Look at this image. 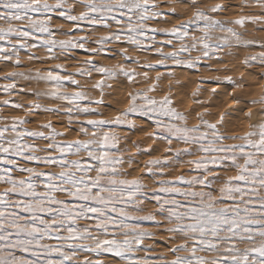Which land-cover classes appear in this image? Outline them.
<instances>
[{"label": "snow or ice", "instance_id": "6c2138e0", "mask_svg": "<svg viewBox=\"0 0 264 264\" xmlns=\"http://www.w3.org/2000/svg\"><path fill=\"white\" fill-rule=\"evenodd\" d=\"M174 4L193 9L191 17L182 19L175 6L161 12L157 0H0V61L21 66V50L28 52L29 61L41 63L75 59L76 50L89 54L73 72L58 63L3 76L8 83L0 91L9 97L18 89L17 78L45 88L29 89L38 99L28 105L0 100V111L11 106L25 114L0 116V264H264V120L250 124L242 136L227 135L221 128L230 112L216 123L198 114L199 122L189 126L172 96L149 95L165 76L160 68L171 78L169 62L197 69L203 58L219 62L218 53L226 47L264 49V40H245L237 31L248 25L264 31V0H244L239 7L260 11L230 21L216 18L232 7L227 3L206 8L202 0ZM168 16L180 22L170 28L152 26L170 23ZM57 18H62L60 26ZM63 22L70 25L67 31ZM101 30L103 35L90 39ZM158 32L165 39L157 40ZM114 43L154 53L155 63H141L127 54V47L117 53L108 47ZM166 47L172 50L165 52ZM41 48L43 57L33 52ZM192 52L200 55L193 58ZM109 53L135 67L123 62L108 67L94 59ZM243 63L264 66V50ZM149 71L156 76L150 77ZM94 74L100 79L89 89L81 79L92 80ZM121 76L129 83H140L137 77L142 76L148 86L129 92L128 106L105 118L98 111L105 87H111L105 81ZM225 81L241 86L231 76ZM94 90L99 99L89 94ZM41 98L53 106L40 103ZM250 103L264 105V95ZM41 113L63 117L66 131H57L52 120L38 129L24 127L29 117ZM138 117L150 122L154 131L149 138L164 149L154 156L157 148L133 142L137 155L150 158L140 176L128 178L125 165L132 168L138 162L125 155L129 149L120 141L128 137L116 129L142 131ZM72 133L76 139H68ZM178 168L186 171L173 177L171 170ZM145 173L154 187L145 183ZM159 235L167 237L166 252L153 257Z\"/></svg>", "mask_w": 264, "mask_h": 264}, {"label": "rangeland", "instance_id": "374dc122", "mask_svg": "<svg viewBox=\"0 0 264 264\" xmlns=\"http://www.w3.org/2000/svg\"><path fill=\"white\" fill-rule=\"evenodd\" d=\"M157 2L161 4L159 11L167 13L169 7L175 6L177 12L180 13L181 15V18L185 20L191 17L193 13V9L188 7L186 8L185 6H181V5H175L173 0H157ZM217 2L227 3L229 5H232V7H230L226 12H224L225 14L221 13L220 15L216 16L217 19H220L222 21H230L237 18L239 15L258 13L260 11L255 7H245L243 9L241 7L239 8V6L242 3H244V0H204V1L202 0V6L206 8ZM165 18L170 20V23L167 24L155 23L152 26L156 28H170L173 25L180 22L172 18L171 16ZM61 23H62V18H57V25L60 26ZM62 26L65 29V31H67L70 25L67 22H63ZM228 26L232 27L233 25L229 24ZM88 27L89 26L84 25L85 29H87ZM258 27L259 26L254 27L248 25L246 29L238 28L237 31H240L243 34V38L245 40H257V41L264 40V31H258L257 30ZM80 34L81 33L79 32L76 33V35H80ZM103 34L104 31L101 30L93 34L90 37V39L95 40L96 38H98ZM155 35L157 37V40L165 39V35L162 32H158ZM213 35L222 36L224 34L221 32H215L213 33ZM58 38L64 39L65 37L58 36ZM177 46H178V42H177ZM108 47L115 49L117 53L121 48L127 47L128 48L127 54L129 56H132L134 59H139L141 63H145V62L155 63V59L157 58L154 53L140 52L134 50L133 46H130L126 43L124 44L114 43V44H110ZM171 50L172 49L170 48L167 47L165 48V52ZM262 50L264 49H261L258 46H247L240 48H237L235 46L232 48L226 47L223 49V51L218 53L220 58L219 62L217 61L216 57H213L212 59L203 58L199 61V67L197 69L175 67L171 65V62H169V66L172 71L171 78L168 77L167 72L164 68H160L159 71L165 72V76L160 81L157 91L153 93H149V95H153L157 99L162 98L165 94L172 96L174 106L177 108V110L185 113L188 116L189 126H193L199 122L197 118L198 114L204 115V118L208 120L210 123H216V121L219 119L222 113L230 112L232 117L230 115L227 118V122H226L227 125L221 128V132L226 133L227 135L242 136L249 130L250 124L258 123L259 121L264 120V116L260 115V110L264 108V105L250 103V101L259 100L261 96L264 95V66H260L258 63H253L252 66H246L243 63L246 57L257 54ZM33 52L37 56L43 57L45 55V52L42 48L40 50L34 49ZM88 55L89 54L84 52L83 50H76L75 59L65 60L63 59V57H61L58 60H52L46 63H41L39 61H29L27 59L28 52L25 50H21V66L16 67L13 65L12 62L0 61V85L8 83V81H5L3 79V76L6 73L12 71L27 72L29 69H32L33 71H35L36 69L46 70L54 67L55 64L59 63V64H64L69 72H73L75 71L76 67L79 66L78 61H82ZM198 55H200L199 52L191 53V56L193 58H195ZM185 56H187V54H185ZM94 59L97 61L98 64L108 67H111L115 64L122 62L128 65L129 67H135V64H133L132 61H123L121 57L119 55H116L115 53H109L107 55L97 56L94 57ZM137 71H141V70L137 69ZM174 74L176 75V77L174 76ZM149 76L154 78L156 76V71H149ZM228 76H231L233 81H235L237 84H240L241 86L233 87L232 85L228 84L225 81V77ZM77 78L80 79L79 77ZM96 79H100V76L94 74V78L92 80L81 79V83L85 84V86L90 89L91 84L94 83ZM137 79L140 81V83H129L122 76L118 77L116 80H106L105 83L111 84V87L110 88L105 87L104 104L102 106H98V111L103 112L105 118H112L119 111L125 109L128 106L127 94L129 92L140 91L141 89L146 88L148 86V83L143 81L142 76L137 77ZM17 84H18V89L16 90V93L10 97L7 94L0 91V100L11 99L18 103L28 105L31 104L34 100L38 99L33 94V91L29 89H34L35 91H43L45 88V85L42 83L41 84H37L35 82L29 83L19 78H17ZM215 85L216 86L219 85L218 86L219 88L221 86L220 88L221 91L216 90V93L213 94L212 90L213 88H215ZM20 87H24L25 91L20 92L19 91ZM197 89H199L198 92ZM194 92H197V95L194 96L193 95ZM89 94L97 99L100 98L98 90L91 91ZM217 94H220V96ZM233 97H235V101H239V102L238 103L235 102L233 100ZM196 100L201 101V103L200 104L195 103ZM230 100L234 101V105L232 106L228 105ZM39 102L42 104H48L47 98H41L39 99ZM48 106H53V105L48 104ZM249 112H251L252 114L251 119H248ZM24 115L25 114L22 110L12 109L11 106H8L4 108L2 111H0V116H6L9 119L12 116H24ZM28 119L30 122L26 123L24 127L29 129H38L40 124L45 123L48 120H52L57 131H66V129L62 127L61 124V121L64 119L63 117L58 119L54 116L41 113L38 115L31 116ZM136 119L138 122V129H143L142 131L137 130L136 132L133 133V132H129L126 128L116 129V131L121 137H125V136L128 137V140L122 139L120 141L122 146H126L129 149V151L125 153V155L135 156L138 162L136 164H133L132 168H128V166L125 165V170L131 173V175L128 178L140 176L141 173H143L144 171L142 167L143 164L145 163V161H147L150 158L148 155H137L136 149L133 147V142H137L141 144L142 148H148V147L157 148L158 151L153 153L154 156L161 155L164 149V145L162 143L154 142L152 139L149 138V136H147L148 133L154 131V128L150 126V122L142 123L144 118L138 117ZM73 127H75V125ZM76 138L77 136L75 133H72L68 136V139H76ZM140 138H142L143 140ZM225 143H229V144L241 143V141L226 140ZM41 146L43 145L41 144ZM133 169L135 170L133 171ZM39 170L43 171L44 169L40 168ZM56 171H59V169H56ZM181 171H186V169L185 168L173 169L171 170V175L174 177L176 175H179ZM227 174L232 175L234 173L229 172ZM144 175H145V183H147L150 188L154 187L152 181L147 179V174L145 173ZM153 207H154L153 204L148 205L149 210H152ZM166 240L167 237L165 235L157 236L156 237V244L158 246L157 252L150 253V255L155 257L159 253L166 252V247H165ZM146 243H151V241H146ZM140 255H143V253H140ZM170 258L171 257L169 256V259Z\"/></svg>", "mask_w": 264, "mask_h": 264}, {"label": "bare ground", "instance_id": "6f19581e", "mask_svg": "<svg viewBox=\"0 0 264 264\" xmlns=\"http://www.w3.org/2000/svg\"><path fill=\"white\" fill-rule=\"evenodd\" d=\"M174 1V0H173ZM204 1V0H203ZM165 2V1H164ZM216 2V1H215ZM234 3V2H233ZM237 5V4H236ZM169 6V5H168ZM187 8V7H186ZM240 8V7H239ZM237 9H238V7H237ZM251 9V8H250ZM229 12V11H228ZM232 12V11H231ZM225 14V13H224ZM238 14V13H237ZM232 16V15H231ZM257 33V32H256ZM255 34V33H254ZM260 35V34H259ZM255 36V35H254ZM263 36V35H262ZM258 38V37H257ZM223 59V58H222ZM214 65V64H213ZM215 71V70H214ZM203 73V72H202ZM207 73V72H206ZM218 73V72H217ZM191 75V74H190ZM174 76L176 77V75L174 74ZM178 76V75H177ZM197 77V76H196ZM219 86V85H218ZM218 86H216L215 85V90H220V88H221V86H220V88L218 87ZM224 87V86H223ZM230 89V88H229ZM234 90V89H233ZM221 91V90H220ZM220 91H219V93H220ZM238 91V90H237ZM216 93V92H215ZM228 93V92H227ZM230 94V93H229ZM217 95H219L220 96V94H217ZM224 95V94H223ZM224 97V96H223ZM215 100V99H214ZM229 100V99H228ZM224 101V100H223ZM227 101V100H226ZM217 102V101H216ZM229 106H232V105H234V101L233 100H230L229 101V104H228ZM203 107V106H202ZM212 108V107H211ZM229 109V108H228ZM194 110V109H193ZM231 117H232V115H231ZM235 118V117H234ZM233 121V120H232ZM138 123V122H137ZM142 123H144V122H142ZM141 123V124H142ZM231 123V122H230ZM234 123V122H233ZM225 125H227V124H225ZM147 126V125H146ZM236 126V125H235ZM241 126V125H240ZM239 128V127H238ZM228 130V129H227ZM237 131V130H236ZM133 134V133H132ZM148 136V135H147ZM140 139H142V138H140ZM143 140V139H142ZM141 141V140H140ZM131 142V141H130ZM141 145V144H140Z\"/></svg>", "mask_w": 264, "mask_h": 264}]
</instances>
